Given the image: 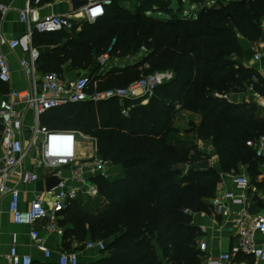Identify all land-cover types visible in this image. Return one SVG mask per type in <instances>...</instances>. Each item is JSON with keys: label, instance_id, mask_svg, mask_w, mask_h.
I'll use <instances>...</instances> for the list:
<instances>
[{"label": "trees", "instance_id": "1", "mask_svg": "<svg viewBox=\"0 0 264 264\" xmlns=\"http://www.w3.org/2000/svg\"><path fill=\"white\" fill-rule=\"evenodd\" d=\"M173 1L111 0L93 24L74 21L70 31L33 37L54 47L41 53L40 73L61 76L67 63L90 69L89 92L125 88L143 74H173L146 105L112 99L45 114L47 128L92 137L97 155L121 169L117 177L91 179L99 200L73 202L61 213L66 251L73 240L78 249L105 242L101 257L89 264H162L159 252L168 263L200 264V231L192 216L210 209L220 182L218 170L202 164L214 155L222 173L243 166L256 174L257 159L246 142L264 136V115L254 102L230 98L249 89L264 98V79L245 66L239 41L260 39L264 0H231L223 7L187 0L195 15L182 7L184 0H175L176 9ZM142 48L146 53L136 57ZM105 54L110 69L98 77L96 60ZM126 57L133 61L122 63ZM176 109L198 115L199 124L174 127Z\"/></svg>", "mask_w": 264, "mask_h": 264}, {"label": "built area", "instance_id": "2", "mask_svg": "<svg viewBox=\"0 0 264 264\" xmlns=\"http://www.w3.org/2000/svg\"><path fill=\"white\" fill-rule=\"evenodd\" d=\"M15 1L24 4L18 15L19 22L25 26L24 35L20 39L6 40L0 22V85L7 88L6 90L0 88V216L2 204L7 199L8 213L14 225L31 227L35 222L46 219L48 221L46 231L61 237L63 236V229L59 226L61 213L80 198L99 197L97 186L91 179L82 180V173L91 177H105L103 172L105 164L101 159H96L92 163H84L73 169L77 141L85 140L84 134L73 130H50L40 123L41 117L52 110L84 102L142 99L141 104H144L143 102L152 97L159 86L173 79V74L155 72L141 76L139 80L125 88L89 92L91 84L89 75L65 80L54 72L40 73L38 61L41 53L31 43L33 34L70 31L73 22L77 20L93 24L104 16L105 8L111 5V0H87L88 5L80 13L62 15H40L42 0ZM9 10V4H0L1 18H4ZM3 48L9 51L23 49L25 57L20 59L19 67L29 83L26 90L9 88L11 71ZM263 57L264 48L255 52L252 59L258 63ZM108 62V54L98 58V77L104 76L105 71L110 69ZM144 69H148V66L145 65ZM251 94L253 97H259L255 93ZM176 108L179 106L176 105ZM27 113L31 114V124L26 137L24 128ZM122 114L126 116L127 112L122 111ZM246 147L253 151L255 159L261 160L264 164V136L247 141ZM63 169H70V178L63 176L61 171ZM46 176L58 177L60 183L50 191L35 194L28 208L22 210L19 207L18 186L33 184ZM233 185L238 194L223 192L209 201L211 208L219 216L230 215L227 207L229 201L232 204L244 203V193L250 188V181L245 176L237 175L233 178ZM234 229L236 240L230 250L217 259H209L206 264H226L237 255L251 257L255 263H264V241L257 242V236L264 238V215L247 216L243 210L239 218L234 220ZM29 237L43 257L49 259L51 252L45 247L39 233L31 231ZM17 246V235L13 234L9 251L4 255V264H34L30 256L18 254ZM105 246V242L100 240L88 241L85 244L86 249L100 252L104 251ZM199 250L204 251L205 245L200 244ZM57 264H78L77 254L61 253Z\"/></svg>", "mask_w": 264, "mask_h": 264}, {"label": "crops", "instance_id": "3", "mask_svg": "<svg viewBox=\"0 0 264 264\" xmlns=\"http://www.w3.org/2000/svg\"><path fill=\"white\" fill-rule=\"evenodd\" d=\"M70 1L71 0H42L41 7L39 9V14L40 15H48V14L62 15V14H72V13L77 14V12H74L72 10ZM2 3L10 5V10L6 14V16L4 18H1L0 16L3 35L5 39L8 41L13 39H20L25 33V26L19 22L18 15L19 12L24 8V4L20 1H15V0H0V4ZM80 12L81 11H78V13ZM34 35L35 33L32 36V40H31L32 45L37 49H39L40 53L42 54L52 53L51 51L54 49V47L41 44L40 43L41 39L39 40L38 37L33 38ZM259 41L261 44L262 40L260 39ZM262 48H264V45L258 51H260ZM3 53L11 71V82L9 88L19 91L26 90L29 86V83L27 79L24 77L19 67L20 59L25 57L23 49L17 48L13 51H9L7 48H3ZM258 63L259 66H257L255 69L259 73V75L262 76V78L264 79V57ZM72 71L73 70L68 63L63 65L61 71L62 78L65 80L74 79L72 78V76H70ZM0 88H2L3 90L5 89L4 85H0ZM230 99L233 103H237V104L254 102L258 107L262 109L261 110L262 113L260 112V114L264 115V98L253 97L251 93L248 94L246 93V94L232 95ZM63 110L60 109L59 111H55V112L62 113ZM183 113L187 114L188 116V121L185 124V126L188 127V125H190L191 122L194 123L195 125L199 124L200 117L198 115L186 111H183ZM45 116L46 115H43L41 117L40 123L43 126L47 127L44 124L47 121ZM30 121H31V114L27 113L25 117V128H24V134L26 137L28 136L30 131L29 130L31 124ZM49 126L50 124L48 125V127ZM187 127L184 128L182 127V129L185 130L187 129ZM84 136H85V140L78 139L77 141L76 160L73 164V169H76L77 167L81 166L84 163H92L93 160L101 159L97 155L95 140L92 137L87 136L85 134ZM208 163L210 166L215 167L220 174V182L217 186L215 195L222 194L223 192H232L234 194H238L239 192L235 189L233 185V178L237 175L247 177L248 180L250 181V188L244 193L243 204H232L230 201L227 203V207L229 208L230 211L229 212L230 215L228 217H222L217 215L211 207L206 211H200L199 213H196L195 215L192 216V224L196 226L200 231V236L196 241V247L197 250L199 251L200 264H206V262L209 259H217L219 256L227 253L230 250L231 246L235 243L236 240L235 231H234L235 230L234 220H236V218H239L241 211L244 210L247 213V216L264 215V173H263L264 164L261 160H257V165L255 170L256 174L250 173L249 170L243 166L239 167V171L242 170L241 171L242 174H235V172L233 171L229 173H222L220 171L218 160L216 157H214V155H211V160ZM104 164L105 166L103 167V172L105 173L104 175L105 177L113 178L119 176L118 174L121 172V169L119 167L113 166L109 162H104ZM61 171L65 178H70L71 176L70 169H63ZM39 174L41 176L40 172ZM92 178L93 177L87 175L86 173H82V180L88 181L89 179ZM18 188L20 191L19 207L22 210L28 208L29 203L33 200L35 194H40L46 191L42 178H39V180L33 184L27 186L20 185L18 186ZM80 199H78L77 201H80ZM97 199H100V196ZM61 219L62 217L60 218V220ZM47 224L48 221L44 219L35 222L31 227L14 225L11 216L8 213L7 199H5L2 204L1 216H0V263L1 264L5 263L4 255H6L9 251L10 239L13 234L17 235V243H18L17 252L19 255L30 256L33 262L36 264L57 263V259L59 255L61 253L66 252L64 248L65 243L63 242L62 239L63 236L60 237L56 234H50L46 231ZM31 231H37L39 233V236L43 239L45 247L51 252V257L49 259H45L42 253L35 248L34 243L31 241L29 237V233ZM263 241H264L263 237L257 236L258 243H261ZM200 244L205 245L204 251L199 250ZM71 251L77 254L79 264H89L101 257L100 251L86 249L85 246L82 249H78V244L74 240L71 242ZM66 253H70V252H66ZM158 254L162 264H172L162 259L161 252H159ZM226 264H264V263L261 262L255 263L251 257H247L244 255H237Z\"/></svg>", "mask_w": 264, "mask_h": 264}, {"label": "rangeland", "instance_id": "4", "mask_svg": "<svg viewBox=\"0 0 264 264\" xmlns=\"http://www.w3.org/2000/svg\"><path fill=\"white\" fill-rule=\"evenodd\" d=\"M229 1H231V0H207L206 1V5L208 7H211L214 4H217L218 7H223ZM240 1H242V0H240ZM125 5H128V4L126 3ZM173 7H174V9H176L178 7V5L175 3V0L173 1ZM182 7L185 8V10L188 11L189 13H192L194 15L197 13V11H196L197 8L196 7L189 6L187 0H184L183 1ZM260 28H261V32H262L261 37H260V39L262 40V43L261 44H260V41H259L260 39L257 42H252V43L251 42H247L245 40H241V39L239 40L240 41L241 48H242V51L244 53V60H243V62L245 64V66H248L250 68H253L254 70H256L255 68L257 66H259L258 65L259 63L253 61V59H252L253 54L255 52H257L264 45L263 44L264 43L263 42V40H264V18L261 19ZM144 53H146V50L144 48H142L140 50V53L137 54L136 57H139L140 55H142ZM130 60H131L130 57H126L122 61V63H124L125 61H130ZM93 67H92V69H93ZM95 67H99L98 59L96 60V66ZM72 70L73 71L71 72V75H70V76H72V78H77V77L83 76V75H89L90 78H91V75H90L91 74V70L90 69L89 70H76V69H73L72 68ZM147 75H149V74H143L142 76H147ZM258 75H259V73H258ZM92 81H93V79H92ZM97 85H98V83H97ZM95 87H98V86H92V90H95ZM96 90H98V89L96 88ZM248 93H250V89L247 91V94ZM153 95H152V97H153ZM150 98H148L147 101H144L143 102L144 104H141V105H146L148 103V101H149ZM261 110H260V112L262 113ZM175 111H176V113H174V116L175 117H174V120H173V126L176 127V128H180V129H182V127L183 128L184 127H187V126H185V124L188 121L187 114H184L183 111L182 110H179V109L178 110L176 109ZM191 139H193V138H191ZM197 144H198L199 147H202L203 148V145L201 144V142L197 141ZM241 171L238 170V171L235 172V174H242ZM96 200H99V199H92V200H89V199H80L79 202H81V203H87L89 201L90 202H93V201H96ZM70 250L71 249H68L67 251H70Z\"/></svg>", "mask_w": 264, "mask_h": 264}, {"label": "water", "instance_id": "5", "mask_svg": "<svg viewBox=\"0 0 264 264\" xmlns=\"http://www.w3.org/2000/svg\"><path fill=\"white\" fill-rule=\"evenodd\" d=\"M71 8L74 12L81 11L84 7L88 5L87 0H71L70 1ZM209 166L208 162L202 164V169H205ZM43 183L46 191H50L55 188L59 183L60 179L55 176H46L43 178Z\"/></svg>", "mask_w": 264, "mask_h": 264}]
</instances>
